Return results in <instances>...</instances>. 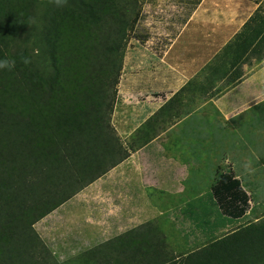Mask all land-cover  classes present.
Listing matches in <instances>:
<instances>
[{"label":"trees","instance_id":"trees-1","mask_svg":"<svg viewBox=\"0 0 264 264\" xmlns=\"http://www.w3.org/2000/svg\"><path fill=\"white\" fill-rule=\"evenodd\" d=\"M249 1L257 9L222 49L229 66L264 53V0ZM137 15L136 0H0V60L16 61L0 69V264H58L32 226L124 158L109 120ZM209 194L225 218L249 208L236 178ZM140 228L72 262L264 264V215L177 254L152 221Z\"/></svg>","mask_w":264,"mask_h":264},{"label":"crops","instance_id":"crops-1","mask_svg":"<svg viewBox=\"0 0 264 264\" xmlns=\"http://www.w3.org/2000/svg\"><path fill=\"white\" fill-rule=\"evenodd\" d=\"M258 5L183 1L170 14L157 5L152 14L138 16L128 32L109 120L124 158L34 224L46 233L41 238L47 247L58 243L83 252L125 232L144 231L141 226L163 215L181 220L187 214L181 204L206 203L220 215L212 198H200L199 188L210 192L240 158L245 163L254 157L253 168L262 163L250 140L261 131L264 98L238 101L233 94L256 91L238 81L245 64L264 63V53L230 66L232 53L221 54ZM238 118L248 125L241 131L254 135L241 144L231 138ZM186 188L194 193L184 198ZM150 190H158L160 200L152 203Z\"/></svg>","mask_w":264,"mask_h":264},{"label":"rangeland","instance_id":"rangeland-1","mask_svg":"<svg viewBox=\"0 0 264 264\" xmlns=\"http://www.w3.org/2000/svg\"><path fill=\"white\" fill-rule=\"evenodd\" d=\"M183 1H192V0H136V7L138 9V15L144 13L145 15L151 13L156 10V6L160 5L162 9L167 12V14L171 13V10L173 9L174 5H179V3H182ZM174 4V5H173ZM260 7L264 10V4L261 3ZM164 15V14H163ZM165 18V16H164ZM168 18V17H166ZM126 43V42H125ZM125 47V46H124ZM124 52V49H123ZM123 57V55H122ZM252 64V62H251ZM250 62L245 64V77L241 78L238 83L241 81L242 84L248 85L249 88H255L256 91H244V92H234V96H238L239 98H236L238 101L240 98H246L245 100L247 102H250V100L256 99L260 96L264 98V63H256L253 67L251 66ZM243 80V81H242ZM115 95L113 98L114 103ZM234 99V98H233ZM247 102L245 104L243 103V106L240 108H245L248 106ZM239 108V109H240ZM242 111V110H241ZM251 111V109H248L245 111L244 114L248 115V112ZM254 111V110H253ZM257 112V111H256ZM239 119V118H238ZM235 119V125L233 126L236 130L234 131L232 129L231 132V138L232 140H239L241 141L237 142L240 143L242 141H245L246 139L255 138L253 140H250V144L253 146L256 145L258 151H259V157L262 161L261 165L257 167H251L249 165L254 164V157H247L246 162H243V158H240L241 161L239 164H235L236 162H232V171L227 172L223 174V180H230L232 178H236L239 180L240 185H242L244 191L246 192L248 196V203H249V210L248 213L245 214L243 217L237 220H231L225 217H222L219 215V213L212 214L208 208L210 206H207L206 203L203 204H181V206H177L178 208H182L187 214H181L180 217L181 220H169L168 217L161 216L160 218L156 220H152L154 224L157 225L159 230L162 232L165 238V244L169 251H171L174 254H177L179 252H187L190 250H194L199 248L201 245L208 243L210 241H213L222 235L236 229L239 226H242L246 223L257 221L264 215V118L259 125V128L261 131L255 133L254 135L247 130L244 131L246 128H248V125L241 126L240 125V119ZM240 125L237 127V125ZM241 128L244 129L243 132L241 131ZM233 144V143H232ZM245 148V146L243 147ZM236 149L237 146H236ZM236 154L235 152H233ZM239 158L236 156V161ZM241 162L244 165H241ZM235 164V165H234ZM253 171V172H252ZM209 184V183H208ZM206 185V184H204ZM193 190L191 188H186L183 190L182 195L184 198L189 197L192 194ZM198 192L200 193L201 197L204 199H209V188H199ZM151 193V201L153 203L154 200L159 198V191L158 190H150ZM194 193V192H193ZM165 199V203L167 201L171 202V199L167 197H161V199ZM163 201V200H162ZM152 207H156V205L152 204ZM173 208V206H172ZM193 208H199L201 214H189L190 210ZM198 210H195V213ZM171 213V212H170ZM168 213V215L170 214ZM167 214V213H166ZM189 214V215H188ZM179 216V215H177ZM42 219V218H41ZM37 223V222H36ZM33 230L37 234L38 238L41 240V242L44 244V246L48 249L54 260L58 264H75L72 262V258L77 256L78 254L82 253L80 251H69L71 247L59 245L58 243H55L53 245V248L47 247L44 240H42V236H46V233L42 230L39 232L38 227L33 225ZM53 227V226H52ZM51 234L54 232L50 231ZM54 237V235L52 236ZM47 238V237H46ZM84 252V251H83Z\"/></svg>","mask_w":264,"mask_h":264},{"label":"clouds","instance_id":"clouds-1","mask_svg":"<svg viewBox=\"0 0 264 264\" xmlns=\"http://www.w3.org/2000/svg\"><path fill=\"white\" fill-rule=\"evenodd\" d=\"M51 2L54 3L56 7L62 8L67 5L68 0H51ZM24 62L28 63L27 60H25ZM15 65H16L15 60H9V59L0 60V69H6L8 71H12L15 68Z\"/></svg>","mask_w":264,"mask_h":264}]
</instances>
